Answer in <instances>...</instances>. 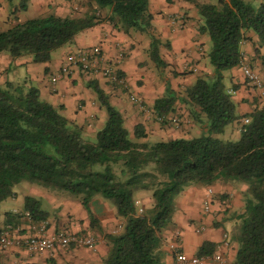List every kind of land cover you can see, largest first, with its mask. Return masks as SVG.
Returning a JSON list of instances; mask_svg holds the SVG:
<instances>
[{"label": "trees", "instance_id": "1", "mask_svg": "<svg viewBox=\"0 0 264 264\" xmlns=\"http://www.w3.org/2000/svg\"><path fill=\"white\" fill-rule=\"evenodd\" d=\"M24 1L19 0V9ZM188 1L201 20L198 31L207 37L211 67V73L197 76L178 98L190 114L195 108L203 115L205 130L198 136L151 143L139 124L130 133L100 88L92 86L105 118L94 140L88 141L81 127L60 114L59 105L38 98L35 86L0 82V200L14 194L12 185L17 182L64 192L85 207L93 197L108 200L121 226L116 232L102 233L107 251L99 264H168L161 247L164 231L172 225L175 196L190 183L230 179L246 184L243 210L230 233L235 242L233 263L264 264V104L236 115L222 82L223 71L241 65L238 42L244 39V30L264 49V0L256 6L246 0ZM86 3L90 9L82 16L49 13L0 30V52L47 62L50 53L70 44L78 31L102 20L95 12L105 8L104 20L112 28L147 34V55L156 68L164 66L157 55L159 43L150 33L148 0ZM260 64L264 69V53ZM169 92L167 88L162 98L152 102L156 117L170 112L175 98ZM238 118V138L218 140L216 136ZM242 118L247 122L242 124ZM141 190L148 192L150 201L138 210L135 198ZM22 210L32 221L47 215L35 197L24 196ZM176 236L172 233V241L178 240ZM212 247V242L202 240L195 255H210Z\"/></svg>", "mask_w": 264, "mask_h": 264}, {"label": "crops", "instance_id": "2", "mask_svg": "<svg viewBox=\"0 0 264 264\" xmlns=\"http://www.w3.org/2000/svg\"><path fill=\"white\" fill-rule=\"evenodd\" d=\"M15 2L0 0V30L13 23L49 13L59 16L83 15L72 11L76 7L75 0H25L22 9ZM81 2L84 7L87 6L86 0ZM147 7L152 14L150 33L159 42L157 55L164 63L162 68L150 63L146 54L148 35L131 30L122 33L112 28L104 20L107 9L102 8L95 12L96 17L100 15L102 20L78 31L70 44L52 51L47 62L34 63L29 57L11 58L5 52H0V82H23L27 87L34 83L38 98L53 106L59 105L60 114L81 127V135L88 141L94 140L105 118L92 86L100 88L107 103L119 113L130 133L139 124L146 135L145 139L151 143L198 136L205 130L203 115L195 108H190L193 112L190 114L187 106L179 102L178 98L183 96L184 88L192 84L197 76L211 73L206 58L207 37L198 31L201 20L193 3L188 0H148ZM91 8L95 6L91 5ZM24 14L29 17L24 18ZM243 36L244 39L238 45L241 63L251 66L264 89V69L260 64L264 49L257 45L256 37L250 31L244 30ZM84 46L98 47L106 63L115 67L123 78L124 86L110 83L99 75L88 76L78 70L59 75L58 68L64 54ZM222 82L230 92L236 115L264 104V99L257 95L258 91L245 81L239 66L223 71ZM167 88L171 90L169 95L175 99L164 118L175 115L180 119L179 126L157 121L151 110L152 102L162 98ZM130 96L136 97L140 106L133 103ZM239 122L240 118L231 122V137L239 136ZM12 186L14 194L0 200V228L8 226L16 228L18 233L24 232L27 218L26 212L22 210L23 197L30 196L39 199L41 208L46 210L44 220L48 232L66 229L95 236L97 242L91 249L83 246L53 247L34 254L25 251L21 245L12 244L0 248V264H99L107 251L102 233L116 232L121 226V218L115 214L109 202L100 196L93 197L87 204L89 214L77 197L64 192L48 191L23 182ZM207 187L211 189V200L208 211L204 212L201 203ZM245 188L246 184L235 179L185 186L174 198L172 225L164 231L165 241L161 247L165 250L164 261L172 263L171 243L185 254L192 255L195 254L196 246L202 240H207L213 244V254H218L225 264H234L235 242L228 237L237 222V215L243 210ZM136 195L137 206L149 204L147 191L141 190ZM6 199H9L8 203ZM91 217L92 222L89 220ZM172 233L177 235L178 240L175 242L171 239ZM198 264L217 263L206 257Z\"/></svg>", "mask_w": 264, "mask_h": 264}, {"label": "built area", "instance_id": "3", "mask_svg": "<svg viewBox=\"0 0 264 264\" xmlns=\"http://www.w3.org/2000/svg\"><path fill=\"white\" fill-rule=\"evenodd\" d=\"M240 41L238 42L239 45ZM64 58L58 68L59 75H67L72 70H78L88 76H101L110 83L118 86H124V80L117 75L116 68L110 66L104 60L98 47H79L72 49L64 54ZM241 73L248 85L258 91V96L264 99V89L262 88L261 80L257 73L248 64L240 65ZM129 99L140 106V102L136 97L130 96ZM159 122L166 121L170 125L179 126L180 119L175 115L168 118L156 117ZM247 119L242 118V124L246 123ZM211 189H205L202 198V209L208 211L210 204ZM136 204V202H135ZM140 210V207H138ZM27 223L24 232L18 233L16 228L4 226L0 228V248L12 244L21 245L28 253L41 252L49 250L53 247L67 246H83V248L91 249L95 246L97 238L92 235L77 233L66 229H58L54 232H48L45 226V220H30L27 213L25 214ZM173 264H198L202 259L210 257L217 264H225V261L216 253L210 255H187L182 250H179L175 244H170Z\"/></svg>", "mask_w": 264, "mask_h": 264}, {"label": "rangeland", "instance_id": "4", "mask_svg": "<svg viewBox=\"0 0 264 264\" xmlns=\"http://www.w3.org/2000/svg\"><path fill=\"white\" fill-rule=\"evenodd\" d=\"M16 2H15V4L16 5H18L19 4V0H15ZM246 1H248V2H250L253 6H256L260 1L259 0H246ZM206 3L207 2H210V3H214L215 2V0H207V1H205ZM75 3H76V7L75 8H72V11H74L75 13L76 12H78V13H81V14H86V13H88L89 12V6L87 5L86 7H84V4H83V2H81V0H75ZM15 5V6H16ZM84 10V11H83ZM23 17L25 18V17H29L28 15H26V14H24L23 15ZM98 17H100V15L98 16ZM151 30V29H150ZM145 34V33H144ZM147 35V34H146ZM159 43V42H158ZM147 54V53H146ZM159 56V55H158ZM149 57V56H148ZM207 58V57H206ZM160 59V58H159ZM149 60H150V63H153V61L149 58ZM35 63V62H34ZM153 65L155 66V64L153 63ZM156 67V66H155ZM22 73H20V75H21ZM16 80V79H15ZM18 81V80H17ZM18 83H21V82H18ZM34 85V83H32V85H30V86H33ZM183 95V92H182V94H181V96ZM181 122H179V124H180ZM231 127V123H229L225 128H224V132L222 133V134H220V135H215L216 136V138L218 139V140H220V141H222V142H227L228 140L229 141H234V140H236L238 137H231V135H230V128ZM106 200V199H105ZM107 202H109L108 200H106ZM5 202L6 203H8L9 202V199H6L5 200ZM110 203V202H109ZM111 204V203H110ZM82 206L84 207V209L87 211V213H89L90 214V212H89V210H88V205L85 207L83 204H82ZM111 206H113L112 204H111ZM229 238H231L230 237V235H229V237H228V239Z\"/></svg>", "mask_w": 264, "mask_h": 264}]
</instances>
